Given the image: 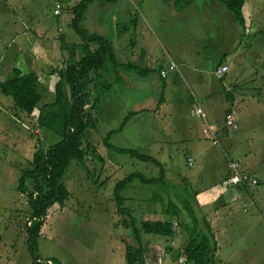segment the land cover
<instances>
[{"label":"rangeland","instance_id":"rangeland-1","mask_svg":"<svg viewBox=\"0 0 264 264\" xmlns=\"http://www.w3.org/2000/svg\"><path fill=\"white\" fill-rule=\"evenodd\" d=\"M60 1L63 5L61 15H55L56 0H0L2 75L11 73L8 66L14 49L11 42L17 44V35L22 31L31 36V31L24 30L25 25H32L31 22L35 27L42 23L46 25L48 36H52L56 42L62 38L59 32L64 34L66 43L82 42L71 25L74 17L71 7L80 0ZM167 3L165 0L94 1L83 12L78 27L90 35L102 37L113 53L112 57L107 55L102 73L96 75L91 71L86 82L90 93L86 110H91L95 126L89 127L83 144L86 141L98 144L103 159L98 160L90 151L86 157L87 169L71 160L63 177L69 196L63 206L55 203L48 209L41 235L37 238V252L41 259L51 257L58 264H96L113 259V252L116 254L115 262L120 264L123 260L125 264V244L133 243L134 236L131 230L122 226L123 218L128 217L126 222L129 224L133 217L136 226H140L142 219L159 216L152 210L161 207L162 198L166 200L167 194L176 196L185 186L184 177L191 180L209 177L211 186L216 190L242 187L247 193L236 203V220L231 231L218 238L220 249L216 264H264V0H245L242 7L247 28L245 33L221 3V9L216 11L211 10L210 0H193L194 6L202 5L203 9L187 17L189 24L185 30L183 21L168 17L169 12L177 8L172 2ZM128 5L132 12L125 14ZM159 22L164 28L168 27L167 32L175 43L189 39V43L203 55L204 48L200 49L199 45H216L220 42L228 52L227 59L231 55L230 49L236 51L239 47L238 56L230 58L234 64L229 76L230 81L237 78L241 81L238 84L240 88L234 93L237 102L233 107L235 114L232 119L236 128L225 125L228 137L220 139V143L216 137L222 132H215L217 126L224 122L222 106L212 107L211 111L200 106L203 114L199 115L196 113L197 106L193 107L191 101V98L196 99L191 93L197 97L199 93L195 88L190 90L186 82L173 84L180 100L178 106L176 97L168 90H157L152 86V80L160 81L158 72L167 58L154 36L157 34L160 37ZM231 27L241 30V34L236 35L241 45L232 42L235 36L229 35ZM97 46L90 44L91 48ZM141 48H150L151 54L143 53L138 61ZM76 52L77 59L82 52L79 49ZM209 52L215 56L221 51ZM66 61L64 58L51 62L48 75L52 76V82L47 84L43 80L44 83H41V104L53 101L54 86L59 73L65 69ZM126 61L143 66L140 67L143 70L146 65H151L154 71L141 74L136 67H128ZM211 62H207V66ZM125 74L129 75L128 82L124 81ZM127 86L130 87L125 88ZM240 89L241 92L238 91ZM65 90L68 94L67 85ZM96 97H99L97 101ZM4 98L7 101L2 102V99L0 102V264H31L26 244V222L31 209L26 203V196L17 191V185L22 170L31 166L30 160L36 147H47L58 138L52 131L39 127L35 116L39 108L34 111L36 114H17L8 107L7 102L10 103L11 98ZM160 102L161 105L164 103L161 107ZM93 103L95 105L92 107ZM230 104L226 101L223 106L230 107ZM190 109L195 115L190 113ZM137 110L141 114L131 117L110 141L125 152L108 151L102 138L108 131L118 129L130 111ZM176 121L190 126L185 132L178 131L181 136L187 134L189 140L175 142L174 138L168 136L169 126ZM208 134L212 135L211 139ZM130 150L150 155L161 162L165 179L152 186L141 184L136 179L123 190L122 195L127 197L125 205L131 209V217H123L117 212L114 202L115 184L134 172L159 177V168L154 163L143 161L135 154L130 155L133 154ZM201 150L204 153L199 154ZM188 155H191L192 165L188 163ZM228 159L238 162V170L255 178L257 183L220 184L227 169L225 177L230 172ZM161 217L172 219L171 215ZM141 237L144 241L166 240L164 236L152 233H142ZM180 246V242H176V247L166 254H159L161 261L179 264L170 257L178 253Z\"/></svg>","mask_w":264,"mask_h":264},{"label":"trees","instance_id":"trees-1","mask_svg":"<svg viewBox=\"0 0 264 264\" xmlns=\"http://www.w3.org/2000/svg\"><path fill=\"white\" fill-rule=\"evenodd\" d=\"M94 1L116 0H80L71 7V12L74 14L71 25L82 42L69 45L65 40H62L61 49L65 47L70 51L65 69L61 70L59 79L55 83L53 101L41 104L43 99L42 84L39 76L33 71L23 73L18 68H14L11 73L6 74L5 78L0 81V93L11 98L13 110L17 114L32 115L35 113L36 108H39L38 115H35L39 127L52 131V134L58 138L54 144L47 147H36L30 160L31 166L22 170L17 185V191L26 196V203L31 209L28 222H26L28 231L26 244L31 257V264H50L48 261H51L52 264H58L51 257L41 259L37 252V238L41 235L40 230L46 220L48 209L55 203L63 206L64 201L69 196V190L63 177L71 160H75L87 169L86 157L90 151L93 155H96L98 160L103 159L94 144L89 141H86L85 145L83 144L89 127L95 126L94 118L90 113L91 110H86V106L89 105L90 94L86 85L88 75L91 71H94L96 75L101 74L107 61V55H110V57L113 55L110 45L102 37L90 35L83 31L81 27H78L83 12ZM165 1L168 2L167 4L172 2L177 9H182L193 2V0ZM214 1L221 3L233 15L238 26L244 30L245 19L242 14V7L245 0ZM90 44L98 46L97 48H91ZM78 49L82 52V55L80 54L76 59ZM116 60L118 61V58ZM65 85L68 86V94ZM226 95L229 101L232 100V93L226 90ZM98 99L99 97H96L95 101ZM95 103L92 104V107ZM138 113L136 111L130 112L123 118L122 125L118 129L108 131L102 138V143L108 151L125 152L123 148H117L110 141L115 133L120 131L124 124ZM226 118L224 125H227ZM232 127L236 128V125ZM130 152H133V150H130ZM129 154H135L143 161L154 163L159 168V177H147L144 174L134 172L129 173L115 184L113 190L114 202L117 212L123 217L126 215L131 217V209L125 205L127 197L122 195L123 190L136 179L139 183L149 186L158 185L160 180L165 179V169L161 162L154 157L135 151L133 154ZM189 165H192V162ZM183 179L185 186L180 188L176 196L173 194L172 198L170 194H167L166 200L162 198L161 211L153 212L161 216L171 215L172 219H164L161 216L144 218L140 221V226H136L133 217L130 218L132 222L129 224L126 222L128 217L123 218L122 226L126 230H131L134 236L133 243L127 242L125 244V264H139L144 261V252L147 250L148 244L142 239V233L164 236L167 239V248L170 249V242L176 237L177 232L175 229L177 228L184 237V244L180 253H178V257L184 254L186 264H216L217 241L215 234L206 214L196 200L197 194L192 190L186 179Z\"/></svg>","mask_w":264,"mask_h":264},{"label":"crops","instance_id":"crops-1","mask_svg":"<svg viewBox=\"0 0 264 264\" xmlns=\"http://www.w3.org/2000/svg\"><path fill=\"white\" fill-rule=\"evenodd\" d=\"M56 2H60L61 4L60 0H56ZM210 2L212 3L210 5L211 10L219 11L221 9L220 8L221 6H219L220 5L219 2L214 1V0H210ZM188 7H189V10H188ZM62 8H63V5H62ZM198 9H203L202 5L201 7H197V6H194L193 3H191L190 5L182 9L170 11L168 14L169 15L168 17L177 18L183 21L184 23L183 29L185 30L189 24L187 21V17L189 16L191 17L192 14H196V12H198ZM131 12H132V9L128 5L125 8V14H128V13L130 14ZM55 15H61V12ZM160 19L161 17L158 18L159 21ZM31 24L32 25H25V28H24V30L32 32L31 36H28L26 32L22 31V34L17 35L18 43L14 44L13 41L11 42L12 45L14 46V49L12 51V56L10 57L11 63L9 62L8 64L9 70L11 71L14 68H18L23 73L33 71L39 76L40 82L42 84L44 83L43 80L48 84L49 82L50 83L52 82V76L48 75L50 67L52 66L50 65L51 62L55 61L56 59H61V60H64V58L67 59L69 56L70 50L65 47L64 49H61L62 40H65L63 38V35H64L63 33L58 31L60 33V36H62V38L61 39L59 38V41L56 42L54 41L52 36H48L47 32L49 31V29L47 28L46 25L42 23V25L35 27L32 22ZM159 25H160V30H159L160 37L157 34H154V36L157 42L160 43L162 50L167 54V58H165L164 66L158 72L160 81H156L155 79L152 80V86L157 90L159 89H162L163 91L168 90L172 94V96L176 97L177 101H175V103L178 106L180 100H179L178 95L176 94V89L173 84L174 83L180 84V82L184 81L191 88L190 90H193V88H195L196 91L199 93L198 97L195 94L191 93V96L196 98V99L191 98L193 107L194 105L199 106V107L205 106L208 110L211 111L210 108L212 107L222 106L223 108H220V109H222L224 112V122H225V118L227 114H230L231 117L233 118V115L235 114L233 107L235 103L237 102V99H236V96H234V93H236L237 88L238 89L240 88L238 84L241 81L239 80V78L235 79L234 81H232L231 79L230 81L229 76L231 75V72H232L231 71L232 64H234L230 58H236L238 56L239 47L236 49V51H232L230 49L231 55L229 59H227L226 53L228 52L226 49H223L221 47L220 42H218L216 45H213V44H210V45L205 44L204 46L199 45L200 49L204 48L205 54L203 55L200 51H198V49H195L194 46H192L189 43L190 42L189 39L182 40V42H180L179 44L175 43L173 41V37L167 32L168 27L164 28L161 23ZM229 29L231 30L229 35L235 36L234 39H232V42H238V44L241 45L242 43L236 37V35H238L239 33L241 34V30L239 31L237 27H231ZM17 32H20V31H17ZM245 32H247V28H244V33ZM68 44L69 45L80 44V42L79 43L72 42ZM150 48L148 50L147 48L144 50L142 48L140 49V53H139L140 57L138 61H140L143 53L151 54ZM209 51H216V53L217 51H221V52L213 56V54L212 53L210 54ZM203 58L204 60H201ZM205 60H207V62L209 61H212V62L211 64L207 66V62ZM58 62L61 63L60 60ZM126 64L128 67H136L140 72H142L141 74H149L152 71H154L151 65H146L145 69L143 70L140 68L143 66H139L138 64L133 65L129 63V61L128 63L126 61ZM221 65L228 66V70L224 74L217 76L215 74V70L217 67ZM46 69L48 70V72L46 71ZM162 71L165 72L164 75H162ZM3 76L5 75H2V73H0V81L3 79ZM128 76H129L128 74H125L124 81L126 82L129 81ZM129 87L130 86H127L125 88H129ZM226 90L227 92H230L233 95V97H231L232 100L230 101L227 99V95H225ZM238 91L241 92V89ZM4 97L5 96H3L2 94L0 95V102L2 99H3L2 102L7 101L6 98ZM195 100L197 104H195ZM226 101H229L231 103L230 107H226V108L224 107L226 104ZM7 103L9 104L8 107H10V109L13 110L14 108H13V104L11 103V101L10 103L9 102ZM0 104L2 105V103ZM159 105H160L159 107H161L164 105V103L163 105H161V102H160ZM191 109H190V113H191ZM36 110H38V108H36ZM130 112H134V111H130ZM136 112H139V110H137ZM160 112L161 111H159L158 113ZM140 114L141 113L136 114L135 117ZM202 114H203V111H202ZM192 115H195V114H192ZM224 122L222 125L217 126V131L215 132V134L219 133V131L222 132V134L220 135L217 134L219 143H220V139H224L228 137V132L223 127L225 126ZM189 128L190 126L186 125L185 123L183 122L178 123L176 121L173 125L169 126L168 136L174 138L175 142L187 141L189 140V136L187 134L181 136L179 135L180 133H178V131L183 130L185 132ZM207 136L210 139L212 138V135L208 134ZM97 145L98 144H95V146ZM96 148H97V152L100 153L99 147L97 146ZM201 148H208V147L202 146ZM161 153H163V150L161 151ZM201 153H204V150L199 151V154ZM188 158H191V155H188L187 160ZM227 173H228V169L226 173L223 175V177L221 178V180L225 177ZM184 178L186 179L187 183L190 185L192 190L197 194L196 200L199 206L201 207V209L203 210V212L206 214L207 219L211 224L212 230L215 234V239L217 241L216 255H218L219 249H220L218 238H220L227 232L231 231L232 225L235 223V220H236L235 218V215L237 214L236 213L237 212L236 203L240 199H243L247 193L244 192V190H242L243 189L242 187H236L237 188L236 190L234 189L226 190L225 188L216 190V188L214 189L213 186H211L209 177H204L201 179L196 178L193 180L187 177H184ZM243 204H240L242 208L244 206ZM257 204L259 203L257 202ZM243 209H245V207ZM156 211L160 212L161 207L158 209L152 210V212H156ZM175 230L177 232V235L170 242V246L171 248L176 247V242H180L181 246L178 248V251H177L178 253H180L183 247V244H184V237H183V234L180 233L179 228ZM166 240H162V241H157V240L147 241L146 240L148 244V248L144 252V261L139 264H144L146 261H149L152 264L154 262H157L158 264H167L164 260L161 261L162 257L159 255L161 250L167 253L171 249V248L170 249L167 248ZM227 241H231V240L228 239ZM178 253L170 257V259L176 263H178V258H179ZM115 255L116 254L112 252L111 256L113 259L109 258V260L107 259L108 261L104 260L99 263L96 262V264H115L116 263L114 259ZM120 264H123V260L120 261Z\"/></svg>","mask_w":264,"mask_h":264},{"label":"built area","instance_id":"built-area-1","mask_svg":"<svg viewBox=\"0 0 264 264\" xmlns=\"http://www.w3.org/2000/svg\"><path fill=\"white\" fill-rule=\"evenodd\" d=\"M60 2H56V5H55V9H54V12L56 14H59L61 12V4H59ZM228 70V66L226 65H222L220 67H218L216 69V73L218 75L222 74L224 71H227ZM164 71H162V75H164ZM196 113L199 114V115H202L200 113H202V109L201 107L197 106L196 107ZM226 123H227V126H235V124L233 123V120H232V117L231 115H227V118H226ZM188 161L189 163H191V158H188ZM227 164L229 165V169H230V172H229V175L226 176L225 178L222 179V184L223 185H248V184H256L257 181L255 178H251L247 173H244V172H241L238 170V162L236 161H233L231 159H228L227 160ZM165 254V253H163ZM48 263L52 264L51 261H48ZM178 263L179 264H186V257L185 255H180L179 258H178Z\"/></svg>","mask_w":264,"mask_h":264},{"label":"water","instance_id":"water-1","mask_svg":"<svg viewBox=\"0 0 264 264\" xmlns=\"http://www.w3.org/2000/svg\"><path fill=\"white\" fill-rule=\"evenodd\" d=\"M224 128H225V126H224ZM144 264H152V263H150L149 261H146ZM153 264H158V263L154 262Z\"/></svg>","mask_w":264,"mask_h":264},{"label":"clouds","instance_id":"clouds-1","mask_svg":"<svg viewBox=\"0 0 264 264\" xmlns=\"http://www.w3.org/2000/svg\"><path fill=\"white\" fill-rule=\"evenodd\" d=\"M163 253H165L166 254V252L164 251ZM163 253H160V254H163ZM183 255V254H182ZM186 257V256H185Z\"/></svg>","mask_w":264,"mask_h":264}]
</instances>
